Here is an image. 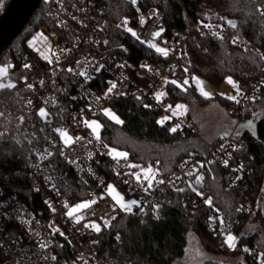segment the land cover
<instances>
[{"label":"built area","instance_id":"1","mask_svg":"<svg viewBox=\"0 0 264 264\" xmlns=\"http://www.w3.org/2000/svg\"><path fill=\"white\" fill-rule=\"evenodd\" d=\"M9 2L0 0V17ZM49 2L46 15L51 25L35 32L16 61L9 52L0 63L8 67L7 73L0 72V164L11 167L5 172L0 165V264H122L109 250L118 249L124 236L115 233L110 244L103 241L104 231L126 213L108 193L113 183L135 199L129 214L143 222L162 217L164 208L180 196L185 204L191 200L205 209L204 223L217 238L226 241L230 234H237L243 217L256 211L253 200L248 197L228 218L212 196L204 195L206 172L216 162L228 170L229 187L251 173L248 166L235 161L240 149L237 134L212 142L207 155L191 152L169 174L151 165L154 170L145 178L142 166L128 155L113 156L101 135L89 126L107 107L135 98L161 109L162 122L170 131L181 135L195 131L187 114L166 110L156 95L164 76L172 78L181 68L183 53L181 35H166L164 13L143 8L141 0H126L134 15L124 24L134 25L135 38L151 49L148 57L134 64L110 45L101 0ZM199 30L240 44L230 27L203 22ZM154 40H165L168 52L160 54L151 48ZM239 85L242 91L234 104H246L258 96L260 80L251 83L248 91L242 82ZM243 120L235 117L234 130ZM70 174L80 187H70ZM16 175L30 181L43 199L44 211L31 208L16 190ZM83 193L84 198H78ZM85 198L92 202L87 210L96 212L99 231L90 217L77 219L86 210L77 207Z\"/></svg>","mask_w":264,"mask_h":264},{"label":"trees","instance_id":"2","mask_svg":"<svg viewBox=\"0 0 264 264\" xmlns=\"http://www.w3.org/2000/svg\"><path fill=\"white\" fill-rule=\"evenodd\" d=\"M101 2L107 19L105 31L113 49L126 53L134 64L148 57L151 49L141 44L124 24L126 17L134 15L126 0ZM49 6V0L41 1L24 30L2 55L0 63L6 61L9 52L16 61L20 49L27 45L35 32L42 25H51L46 15ZM141 6L161 10L166 35L177 32L182 37L181 68L185 74L178 69L176 78L168 81L165 103L173 107L178 101H184L192 107L199 106L202 99H208L193 83L186 84V78L200 76L219 86L231 77L242 82L247 91L251 83L260 80L258 96L246 104H234L233 99L217 95L229 101L233 116L247 120L255 114L253 107L256 105L264 111V12L261 13L264 0H141ZM203 22L230 27L240 44H234L229 38L202 34L199 25ZM113 108L121 116L122 123L105 119L101 138L110 148L126 151L138 165H154L161 174H169L187 155L199 151L197 132L181 135L170 131L161 120V109L147 106L143 100L135 98L122 99ZM187 114L191 116L189 112ZM237 142L240 149L235 161L248 166L251 173L237 186L229 187L228 170L215 164L206 172L204 195L212 196L228 218L236 215L237 207L248 197L253 200L257 209L244 216L237 225L239 240L232 252L240 250L243 253L245 259L240 264H264V215L258 206L264 197V117L260 118L256 132L247 129ZM1 164L3 171L11 169ZM16 178V190L24 196L27 204L36 211H44L43 199L34 192L30 181L18 178V175ZM68 180L72 184L70 187H80L72 174ZM78 198H84V193ZM189 201L185 204L180 196L177 197L172 206L164 208L162 217L157 220L143 222L129 213H121L113 227L104 231L105 243L110 244L115 233L124 236L123 244L118 249L111 248L109 253L117 256L122 264H176L186 253L189 231L199 236L207 250L213 253L227 251L226 241L217 238L206 227L205 209ZM252 221L256 223L255 230L240 236L241 229ZM2 258L0 253V261Z\"/></svg>","mask_w":264,"mask_h":264},{"label":"rangeland","instance_id":"3","mask_svg":"<svg viewBox=\"0 0 264 264\" xmlns=\"http://www.w3.org/2000/svg\"><path fill=\"white\" fill-rule=\"evenodd\" d=\"M125 19L126 21H128L129 17H126ZM126 28L131 33L136 34V27L134 25L127 22ZM153 45H155V47H153ZM150 47L160 54H166L168 52L167 43L165 42V40L163 41L154 40L151 42ZM158 48L164 49L165 52L157 51ZM0 72L7 73L8 67L0 65ZM180 72L184 73L182 68H180ZM174 77L176 78V76ZM170 79H171L170 77L164 76L162 83L158 87V90L156 91V95L159 100H162L164 95H166L165 92L166 86H167V82L170 81ZM186 81H187L186 84L188 85H191L193 83L196 86L197 90L204 97H208V99L206 98L202 99V103L199 106L195 105L192 107L188 106L187 103H185L184 101H178L175 105H173V107L168 102H166L165 108L166 110L170 108L171 111L178 114H184V113L187 114L188 112L190 113L191 116H189L188 114L187 115L193 121L195 132H197L196 136L200 143V145L198 143L199 151L196 152H201L207 155L208 145H210L212 142H215L222 136L226 135V133L229 130L228 128L230 127V122H231L230 120L235 119L232 110L229 107V101H224L220 99V96L227 97L229 99H234L241 93L242 88L240 87L239 83L231 77L226 78V80L222 82V84H220L219 86L212 85L211 83H209L207 80H205L200 76H194L192 79L186 78ZM254 105L255 104H253V106ZM106 110L107 112L114 114L115 117L119 119L120 123H117L115 120L111 119L110 116L106 114ZM253 110L254 113L259 116V118L264 117V111L262 108L257 107L256 105L255 107H253ZM43 111L45 115L46 110L43 109ZM163 118L164 115L162 116L161 120ZM105 119H108L117 124L122 123V118L119 115V113L113 107L111 106L107 107L103 111L102 117L100 116L98 118L91 119L89 122L90 125H92V127H90L92 131L93 128L95 127L93 122L99 125V128H96V130L93 131L95 135L97 136L101 135ZM237 135L241 137L242 134H237ZM66 140L69 141V138H66ZM110 149L112 155L115 157H122L117 155L118 153H123L125 154V156L127 155L126 151L122 149L112 148V147ZM215 164H219V163L216 162ZM153 170H154L153 166L151 165L145 166L142 168V173L144 174L145 178H149ZM108 193L113 199V202L117 204L120 208H121L120 206L121 203L135 201L134 198L126 196L123 193V191L114 183L109 186ZM82 204H87V207H84L86 208V210L79 213L80 216L77 217V219H84L90 217L91 222L93 223L94 226L96 225L100 226V222L98 218L95 217L96 212L87 210L92 205V202L87 198H85ZM258 206L262 208V214L264 215V197H262L261 200H259ZM255 225H256L255 221L246 224L245 227L241 229L240 236L242 234L255 230ZM238 234L232 233L230 234V236L233 239L231 240H229L228 238L226 239V243L228 245L229 251L227 250V251H221L219 253L218 252L213 253L204 247L202 240L199 238L198 235H196V233H194L193 231H189L186 253L181 259H179L176 262V264H205L207 262H216L218 264H240L245 259L243 253L240 250H238V252L236 253L232 252L238 243L239 240Z\"/></svg>","mask_w":264,"mask_h":264},{"label":"water","instance_id":"4","mask_svg":"<svg viewBox=\"0 0 264 264\" xmlns=\"http://www.w3.org/2000/svg\"><path fill=\"white\" fill-rule=\"evenodd\" d=\"M42 0H10L6 12L0 17V59L28 24ZM260 118L254 114L241 121L236 127V134H243L247 129L257 130ZM236 123L230 127L235 128Z\"/></svg>","mask_w":264,"mask_h":264},{"label":"snow or ice","instance_id":"5","mask_svg":"<svg viewBox=\"0 0 264 264\" xmlns=\"http://www.w3.org/2000/svg\"><path fill=\"white\" fill-rule=\"evenodd\" d=\"M133 2H135V0H133ZM132 34L135 35V33H132ZM155 35L158 36V35H159V32H157ZM153 47H155V45H153ZM157 51H159V52H165L164 49H159V48L157 49ZM26 67H27V65H26ZM81 75H83V73H81ZM230 82H231V81H230ZM185 83H187V81H185ZM114 87H115V85H113L112 87H110V88L108 89V92H112V88H114ZM40 114H41V115H44V111H43V109H41ZM106 114H108V115L110 116V118L113 119V120H115L117 123H120L119 119H118L117 117H115L114 114H111L110 112H107V110H106ZM93 124L95 125V127L93 128V131H95L96 128H99V125L96 124L95 122H93ZM89 126L92 127V125H89ZM174 130H175V129H173V131H174ZM77 139H79V137H77ZM117 155H119V156H124L125 154H123V153H118ZM225 164H227V162H225ZM149 171H150V170H149ZM137 179H139V178H137ZM149 186H150V185H149ZM136 203H137L136 201H130V202H127V203H121L120 206H121L122 210L125 211L126 213H131V212H132V205H134V204H136ZM77 207H79V208H84V207H87V204H81V205H78ZM68 215H69V216H72V215H73V212H69ZM85 226H87V225H85ZM95 228H96L97 231L100 230V228H99L98 225H96ZM228 239L231 240V239H233V238H232L231 236H229Z\"/></svg>","mask_w":264,"mask_h":264},{"label":"crops","instance_id":"6","mask_svg":"<svg viewBox=\"0 0 264 264\" xmlns=\"http://www.w3.org/2000/svg\"><path fill=\"white\" fill-rule=\"evenodd\" d=\"M173 78H171L170 80H172ZM168 83V82H167ZM167 87V86H166ZM166 92V91H165ZM164 98H165V95H164V97H163V101H164ZM165 103V102H164ZM231 122H230V127H231V125L233 124V123H236V121H235V119L233 120H230ZM230 127L228 128L229 130H228V132L226 133V134H231V133H235L236 134V132H235V130L233 129L232 131H230Z\"/></svg>","mask_w":264,"mask_h":264}]
</instances>
